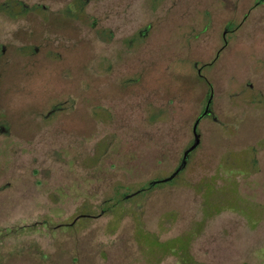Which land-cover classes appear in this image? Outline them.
I'll list each match as a JSON object with an SVG mask.
<instances>
[{
    "label": "rangeland",
    "instance_id": "374dc122",
    "mask_svg": "<svg viewBox=\"0 0 264 264\" xmlns=\"http://www.w3.org/2000/svg\"><path fill=\"white\" fill-rule=\"evenodd\" d=\"M84 1L63 31L58 14L71 0H0L53 14L41 23L37 12L0 11V264H179L147 254L137 222L162 241L194 231L191 253L205 264H264V3L245 19L256 0ZM232 18L243 22L232 48L205 71L217 119L200 123L201 144L175 182L117 202L179 165L206 100L188 56L200 44L201 57L214 56ZM90 72L89 96L68 114L83 126L46 117Z\"/></svg>",
    "mask_w": 264,
    "mask_h": 264
},
{
    "label": "flooded vegetation",
    "instance_id": "af4514ba",
    "mask_svg": "<svg viewBox=\"0 0 264 264\" xmlns=\"http://www.w3.org/2000/svg\"><path fill=\"white\" fill-rule=\"evenodd\" d=\"M262 3H264V0H256L255 3L253 4V6L245 13V19L248 15H250V13L254 10V8L256 6H259ZM7 5L10 6L9 10L4 9V10H0V11L4 12L5 14H7L10 17H18V18L20 17L21 18V17L27 16L30 12H37L39 15L41 23H43V22L47 23L53 17V14L50 13L49 8L46 5H41V6L39 5L36 7L35 6L34 7H27V6L20 7L19 3H10ZM213 10H214V12L212 10L206 9L205 13L202 12V14L204 15V18H206V20L209 19V21H208V23H206V25L203 26L201 31H206L209 27L213 26L212 25V22H213L212 17L214 15L217 16V15L221 14V13L217 12L218 10L216 8H214ZM80 13H81V15H80ZM233 14H235V13H231V15H233ZM83 16H84V9L81 10V8L79 7L78 0H71V2H69L65 8L61 9L60 13L58 14V18H59V28L58 29L63 30V31L68 29V28L73 29L75 24H77L78 20L82 19ZM87 16H89V15H85L86 18H87ZM88 19L93 20V18L90 16ZM92 25H95V21H92ZM183 25H184V27H186V30L188 29L189 32L192 31V29H190V27H189L190 24L189 25L183 24ZM242 26H243L242 21L238 22L236 19H233V18L226 21V23L224 24L223 33H222L223 43H214L215 48H216L215 49L216 52H215L214 56L201 57V53L204 52V51H201L203 44L199 45V48H200L199 51H194L193 55L188 56L189 61L187 63H189V64L191 63L188 67L190 68L192 65V69H193L192 72L197 75L196 79L198 81H201L204 84H206V95H205L206 100H205V103L203 104L202 108L200 109L199 114L197 115V117L194 121V124H193V134H194L193 141L189 144V146L187 148L184 149L181 161H180L179 165L177 166V168L180 166L182 159L185 156L186 150L195 142V139H196V133L194 131L195 124L197 123V132L200 135V141H201V133L199 132L200 123L204 119H207L210 117H212L213 119H217V116L215 115V112L213 110V98H214V93H215V86L213 85L212 81L209 79V77L205 73V71L207 69L215 67L218 63L221 62V58L223 57V53L226 51V49L232 48V44L230 43L231 38L233 37L234 33H236ZM148 29H149V26L140 30L139 35L140 36L145 35L146 32H148ZM112 36H113V33L110 29H103V34L101 36L103 42H110L112 39ZM134 42H136V39L135 40L132 39L131 43H134ZM123 43H126V41ZM190 45H191V43H190ZM194 53L196 56L194 55ZM123 54H125V52L120 48L119 52L117 54L118 60H120V58L122 57ZM76 55L77 56H75V61H77V59L79 60L80 58L84 59L83 52L76 54ZM88 55H89V52L85 56L87 57ZM203 58H206L205 61H203L204 60ZM178 59H180V58H178ZM56 60H57V57H56ZM58 60H61V58H59ZM232 60H233V58L230 59V61H232ZM101 61L103 63H105L107 60L106 61L101 60ZM182 61L186 62V60L182 59V58H181V60H178V62H182ZM88 64H89V69L93 68V70H94V66L92 65V63L88 61ZM189 70L190 69H188V71ZM94 74L95 73H93V72L88 73L87 74L88 75L87 82H85L84 84L82 83L81 84L82 86L80 88L78 87V88L72 89L71 93H69L70 94L69 98H67L65 100H61L59 103L55 104L48 111L46 117L51 116V115L56 114V113H61V116L66 114L65 116H70V117L73 116V117H76V119H77V121L75 119L70 120V123L72 122L71 127L83 126L84 123L82 121H80V122L78 121L77 115H74L73 113L71 115H68V114H69V112H72L73 109L75 108V103H78V96H80L81 93H83V92L87 93V95L89 96L90 89L93 85V78L92 77L94 76ZM103 74H106V73L103 72ZM198 77L200 79H198ZM186 81H189V80H186ZM187 84L190 85L189 82H187ZM249 84L252 85L251 83H249ZM249 90L253 91L252 89H249ZM89 108L94 109L95 107L93 105L88 104V109ZM87 116L88 117H87L86 123H87V126H89V123L92 122V118L94 117V115H92L90 113V111L88 110ZM0 130L1 131H8V128L5 125H2L0 127ZM200 144H201V142H200ZM199 145H198V147H199ZM197 148H195L193 151L189 152L188 163H189V159H190L192 153ZM188 163H187V165H188ZM185 168L177 175V177L185 170ZM174 180H175V178H174ZM151 183H152V181L150 182L148 187H144L141 189H144V191H146V190L150 189V187H154V186L158 185V184H151ZM141 189H138L137 191H140ZM137 191H135V192H137ZM144 191H142V192H144ZM137 195H135V196H137Z\"/></svg>",
    "mask_w": 264,
    "mask_h": 264
},
{
    "label": "trees",
    "instance_id": "16d2710c",
    "mask_svg": "<svg viewBox=\"0 0 264 264\" xmlns=\"http://www.w3.org/2000/svg\"><path fill=\"white\" fill-rule=\"evenodd\" d=\"M78 2H79V7L81 8V10H83L85 1L78 0ZM9 8L10 6H6L5 4H0V10H4V9L9 10ZM87 18H89V16H87ZM23 54L31 55V49L30 48L26 49L25 51H23ZM176 178L178 177L176 176L175 180L173 179L174 181L172 180L167 183L175 182L177 180ZM160 183H165V182H157L156 184L159 185ZM151 184H154V183H151ZM151 188L153 187H150V189ZM142 191H144V189H141L140 191H137V192L122 193V197L118 198L117 199L118 201L117 200L116 201L122 204V202H126L127 200L132 199L135 195H137L138 193ZM211 193H215V191L211 190ZM110 211H113V210H110ZM110 213L117 215L115 211L110 212ZM121 216H119L118 214V217H121ZM165 219L166 217L162 219L163 221L162 225L164 224ZM136 226H137L136 227V234H137L136 239L146 248L147 254L154 255V256L156 255V257L157 256L165 257L168 255H174L178 259L179 264H205V263L199 262L191 253V244L196 234L194 231H188L186 234L177 236L175 238L168 239L166 241H162L160 240V235L158 233L151 232L149 230L144 229L141 222H137Z\"/></svg>",
    "mask_w": 264,
    "mask_h": 264
},
{
    "label": "water",
    "instance_id": "95a60500",
    "mask_svg": "<svg viewBox=\"0 0 264 264\" xmlns=\"http://www.w3.org/2000/svg\"><path fill=\"white\" fill-rule=\"evenodd\" d=\"M194 131L196 133L195 142L186 150L185 156L182 159V162H181L180 166L171 175H169L168 177H165V178H162V179H158V180H154V181H152V183L156 184L157 182H169V181H172L187 166L189 152H191L195 148H197L199 143H200V135L197 132V123L194 126Z\"/></svg>",
    "mask_w": 264,
    "mask_h": 264
}]
</instances>
